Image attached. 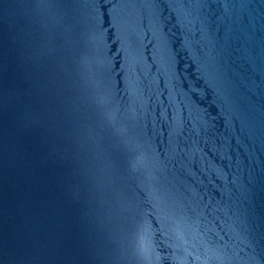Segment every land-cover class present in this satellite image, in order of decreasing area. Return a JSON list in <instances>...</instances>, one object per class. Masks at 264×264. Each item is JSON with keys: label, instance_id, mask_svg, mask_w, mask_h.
I'll return each instance as SVG.
<instances>
[{"label": "water", "instance_id": "1", "mask_svg": "<svg viewBox=\"0 0 264 264\" xmlns=\"http://www.w3.org/2000/svg\"><path fill=\"white\" fill-rule=\"evenodd\" d=\"M0 264H264V0H0Z\"/></svg>", "mask_w": 264, "mask_h": 264}]
</instances>
